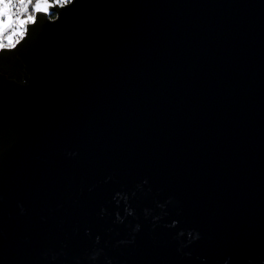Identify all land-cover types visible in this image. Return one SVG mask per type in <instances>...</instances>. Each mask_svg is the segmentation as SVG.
<instances>
[{
	"label": "water",
	"instance_id": "water-1",
	"mask_svg": "<svg viewBox=\"0 0 264 264\" xmlns=\"http://www.w3.org/2000/svg\"><path fill=\"white\" fill-rule=\"evenodd\" d=\"M40 2L0 47V264H264V0Z\"/></svg>",
	"mask_w": 264,
	"mask_h": 264
},
{
	"label": "snow or ice",
	"instance_id": "snow-or-ice-1",
	"mask_svg": "<svg viewBox=\"0 0 264 264\" xmlns=\"http://www.w3.org/2000/svg\"><path fill=\"white\" fill-rule=\"evenodd\" d=\"M31 3H32V0H19L20 8L23 9L24 11H28L26 5L31 4ZM0 5L3 6V7H0V35H2L9 28H13L14 25H24L27 23V21L34 19L32 15H29L27 17V20L23 18H19V19L10 18V14L8 13L7 9L11 7V3L6 2V0H0ZM32 11L34 12L42 11V3L40 2V0H37ZM17 16H19V13H17Z\"/></svg>",
	"mask_w": 264,
	"mask_h": 264
},
{
	"label": "built area",
	"instance_id": "built-area-1",
	"mask_svg": "<svg viewBox=\"0 0 264 264\" xmlns=\"http://www.w3.org/2000/svg\"><path fill=\"white\" fill-rule=\"evenodd\" d=\"M65 1L66 0H61L62 3H64ZM6 2L11 3V7L7 9L8 13L10 14V18H16V19L23 18V19L27 20V17L29 15H32L29 12V10H30L34 0H32L31 4L26 5L28 11H24L23 9L20 8L19 0H6ZM0 7H3V6L0 5ZM17 13H19V16H17ZM30 21L31 20L27 21V23L30 22ZM26 24H24V25H14L13 28H9L2 35H0V47L1 46H10L11 45V44H9L7 42V37L9 35L13 34V36H14V41L13 42L18 40L22 36V34L24 33Z\"/></svg>",
	"mask_w": 264,
	"mask_h": 264
},
{
	"label": "trees",
	"instance_id": "trees-1",
	"mask_svg": "<svg viewBox=\"0 0 264 264\" xmlns=\"http://www.w3.org/2000/svg\"><path fill=\"white\" fill-rule=\"evenodd\" d=\"M40 1H42V2H45V3H53V2H55V1H59V2H61V0H40ZM37 2V0H34V2H33V4H32V6H31V8H30V10H29V12L33 15V11H32V9H33V7H34V5H35V3Z\"/></svg>",
	"mask_w": 264,
	"mask_h": 264
},
{
	"label": "rangeland",
	"instance_id": "rangeland-1",
	"mask_svg": "<svg viewBox=\"0 0 264 264\" xmlns=\"http://www.w3.org/2000/svg\"><path fill=\"white\" fill-rule=\"evenodd\" d=\"M69 0H67V2H68ZM66 1L64 2V3H62V2H59L61 5H63V4H65V3H67ZM13 41H14V36H13V34L12 35H9L8 37H7V42L9 43V44H13ZM10 45V46H11Z\"/></svg>",
	"mask_w": 264,
	"mask_h": 264
}]
</instances>
